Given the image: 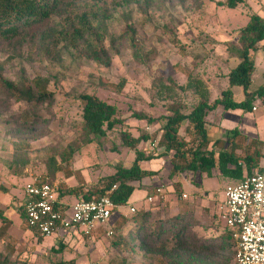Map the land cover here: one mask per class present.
<instances>
[{"label":"rangeland","instance_id":"1","mask_svg":"<svg viewBox=\"0 0 264 264\" xmlns=\"http://www.w3.org/2000/svg\"><path fill=\"white\" fill-rule=\"evenodd\" d=\"M226 1L140 0V3H133L126 9H119L110 21V35L116 38L122 36L128 24L125 15L131 14V22L136 26L144 55L157 56L147 64H139L135 60L127 39L116 45L118 53L114 50L111 52L113 62L110 67L79 57L72 48L68 49L66 43H61L57 52L49 56L36 44L31 47V39L36 40L41 33L65 27V21L61 20V16L65 15L62 11L27 32L25 40L29 39V42H25L23 47L6 43L0 45V64L4 66L3 75L7 80L17 84L23 73L30 80L46 78L50 81L49 91L55 96L53 102L36 107L15 101L10 93L0 94V210L9 216L12 225L6 242L0 239V254L10 255L11 261L16 264H111L112 261L119 262L122 259L129 264L148 263L150 258L144 257L143 250L137 247L133 253L120 252L113 246V238L105 234L86 241L70 234L38 241L32 232L22 227L24 188L33 180L42 179L64 191L78 189L84 182V185H88L85 188L87 191L113 173L116 164L127 165L134 160V152L121 146L122 129L113 132L102 142L88 144L82 130L81 95H95L116 106L118 117L125 119L129 127L134 129V126H140L144 131L148 124L136 120L133 117L135 112L160 118L170 114L166 110L170 102L185 101L192 104L197 101L190 88L181 91L177 87L187 84L182 68L196 69L195 74L201 78V90L209 97L206 90L209 85L203 82L201 76L207 73L206 76L211 77V68H219L218 65L222 67L223 60L217 55L222 52L223 42L232 39L233 33L248 23L251 14L264 16V0H256L263 8H251L250 3L254 0H243L244 3L238 4L236 9L220 5ZM176 37L189 46L191 54L198 53L200 58L196 60L192 56H181L178 48L172 44V39ZM106 44L109 46V40ZM30 50L34 52L32 57ZM258 67L262 69V63ZM208 77L205 78L210 82L211 78ZM122 79L127 82L123 94L113 93L102 86L103 82L116 84ZM222 84L226 90L227 81ZM233 92L236 101L244 100L243 89L235 87ZM261 106V102L254 104L260 110L247 115L245 124H256L259 129L257 124L261 123L258 138L264 141V108ZM27 115L28 119L25 118ZM211 119L213 123L217 122L213 116ZM160 127V123L153 124L150 133ZM186 127L187 122L181 125L182 136ZM70 148L74 152L67 163ZM140 148L156 157L145 164V168L157 173L153 178L145 180V187L149 188L146 198L154 196L156 190L161 188L166 199L161 203L156 201L153 204L144 203V206H132L136 208L134 214L128 205L129 214L126 218L132 219L147 207L151 209L155 220L169 219L189 207L190 213L185 215V221L190 219V231L195 236L206 242L221 238L227 230L219 216V206L226 187L234 185V182L222 178L218 172L209 179H205L203 174L192 173L170 178L171 154H162L164 151L149 148L147 144H142ZM69 175L73 176L68 178ZM196 182L203 184V190L194 187ZM135 184L138 187L139 183ZM183 185L186 186L185 190ZM196 191H199L198 194L194 193ZM207 192L210 195L204 194ZM184 194L187 199L183 198ZM138 196L140 191L133 193L132 201L137 200ZM70 197L71 203L81 201L77 196ZM118 216L120 214H116L112 222ZM59 239H62L65 247L62 253L56 252ZM214 244L218 245L219 242ZM228 258L231 259L228 264H231L234 258L229 255L221 258L220 263L226 262ZM157 264H160L159 261Z\"/></svg>","mask_w":264,"mask_h":264},{"label":"trees","instance_id":"2","mask_svg":"<svg viewBox=\"0 0 264 264\" xmlns=\"http://www.w3.org/2000/svg\"><path fill=\"white\" fill-rule=\"evenodd\" d=\"M133 3H140V0H0V45L6 43L23 47L25 42H29V39L25 40L28 37L27 32L32 31L37 24L44 22L51 15L57 16L58 12L62 11L65 15L61 16V20L65 21L66 29L62 27L41 33L36 40L31 39V47L36 44V47L42 48V52L49 56L57 52L61 43H66L68 49L72 48L79 57L110 67L113 62L111 52L114 50L118 53L116 45L119 41L127 39L135 60L139 64L151 63L157 56L144 55L136 26L131 22V14L125 15L128 24L122 36L112 37L109 32L110 21L115 18L118 10L126 9ZM243 3V0H227L220 5L236 9L238 4ZM237 34V43L230 41L224 43L228 57L237 58L240 62L228 74L229 87L222 93V97L210 100L207 93L201 90V78L195 74L196 69L182 68L181 72L186 75L187 84L177 87L181 91L190 88L197 101L192 104L185 101L170 102L166 105V110L170 114L160 118L135 112L133 117L136 120L148 124L146 131L140 127L134 129L129 127L125 119L118 117L116 106L100 100L95 95H81L82 130L88 144L102 142L113 132L122 129L121 146L133 151L135 158L127 165L116 164L113 173L97 186L89 187L87 191L85 188L88 185H84V182L78 189L64 191L59 187V199L69 202L72 198L70 196H77L81 201H92L109 196L115 204L128 206L133 193L144 187L143 182L157 175L156 172L143 168L144 163L151 162L156 157L143 151L140 148L142 144H147L151 148L157 143L158 150L164 151L162 154H171L170 178L192 173L203 174L209 179L218 172L222 178L238 184L245 175L251 176L257 171H262L264 141L250 139L238 128L228 131L223 139L216 141H212L208 133V127L211 126L208 116L217 108L252 113L257 99H261L264 105V85L258 91L250 92L256 71V55L260 50H264V17L251 14L248 23L239 29ZM108 40L109 46L106 44ZM172 44L184 58L189 56L196 60L200 58L189 53V46L183 44L179 38L172 39ZM29 54L32 57L34 52L30 50ZM3 72L4 66L0 64V94L10 93L15 101L36 107L54 101L55 96L49 91L48 79L37 77L30 80L23 73L20 82L16 84L7 80ZM126 84V79H122L116 84L103 82L102 86L113 93L123 94ZM234 87L243 89L245 93L243 101L235 100ZM25 118L28 119L29 116ZM185 122L187 128L185 136L182 137L180 128ZM155 123H160L161 127L150 133L147 128ZM69 150L67 163L74 152L72 148ZM72 176L69 175L68 178ZM133 183H139L140 186L135 187ZM114 186L117 189L111 192ZM27 202L28 199L25 197L21 205L22 227L25 231L32 232L38 241L42 242L44 238L27 221L25 211ZM189 213L187 207L184 212L169 219L155 220L151 209H143L132 219L120 215L112 222V244L123 253L136 252L138 247L145 252L144 257L150 258L147 264H157V261L160 264H228L230 258L223 263H220V259L225 255L235 258L237 243L231 231L226 228L227 232L221 238L206 242L190 231V219L185 221V215ZM0 219L2 222L0 239L6 242L12 226L11 221L1 210ZM127 228L129 230L126 233ZM103 234L106 235L103 230L96 233L99 237ZM82 240H89V237L85 236ZM58 242L59 249L56 252L62 253L65 249L62 239ZM216 242L219 244L215 245ZM0 264L16 262L11 261L10 255L0 254ZM111 264L129 263L122 259L119 262L112 261Z\"/></svg>","mask_w":264,"mask_h":264},{"label":"built area","instance_id":"3","mask_svg":"<svg viewBox=\"0 0 264 264\" xmlns=\"http://www.w3.org/2000/svg\"><path fill=\"white\" fill-rule=\"evenodd\" d=\"M152 147L157 149V143ZM58 188L42 179L33 180L24 188L28 199L25 207L27 221L44 239H57L68 234L80 239L91 238L100 230L109 237L113 235L112 219L116 214L121 215L126 206L115 204L109 196L71 203L59 199ZM116 189L114 186L111 192ZM183 198L187 199V195L184 194ZM165 199L164 191L158 188L147 202L161 203ZM129 208L132 214L136 213L135 207ZM219 216L237 243L232 264H264V168L251 176L245 175L240 183L226 187Z\"/></svg>","mask_w":264,"mask_h":264},{"label":"crops","instance_id":"4","mask_svg":"<svg viewBox=\"0 0 264 264\" xmlns=\"http://www.w3.org/2000/svg\"><path fill=\"white\" fill-rule=\"evenodd\" d=\"M250 4H251V8H254L256 6L263 8L261 5L257 4L256 0H254ZM254 11L256 12L255 9H254ZM258 15L261 16L260 14H258ZM261 17H264V16H261ZM227 41H230V42H233V43H237V41H238L237 32L233 33L232 39H230V40L227 39L223 43H225ZM195 55L196 56H200L198 53H196ZM217 57L221 58L223 60L222 67L220 68V65H218L219 68L216 67V69H218V72H217V70L215 68H211V73H212L211 77L206 76L207 73L206 74H202V76H201L202 79H203V82L205 81L206 84L209 85V87H207L206 90L208 91V94H209V97H210L211 100H214L216 98H221L222 97V93L224 91H226L228 88L225 90L222 87L223 84L221 85V82L225 83L227 81V83H228V80H227L228 74L230 73L231 70L235 69L238 66L239 62H240L237 58L228 57V55L226 53V48H225L224 45L222 47V52L218 53ZM259 63H262V69H259V67H258ZM211 73H209V75H211ZM263 74H264V50H260L257 53V55H256V71H255V73L253 75V84H252V87L250 88V92H256V91L259 90L260 87H262L264 85ZM205 77H208V79L211 78L210 79L211 81L208 82ZM181 86H182V84H181ZM228 87H229V83H228ZM256 102H258V103L261 102V105H262L261 107L264 108V105L262 104V100L261 99H257ZM259 110H260L259 107H257V109L255 111H253L252 113H257ZM233 113H234V115H233ZM240 113L242 114L241 116L239 115ZM235 114H238L237 115L238 117L233 119V116H235ZM247 115H250V113H244L242 110H228L227 111L223 107L217 108L215 111L211 112L209 114V116H208V121L210 122V125H211V128L208 127V133H209L210 139H212V141H216L218 139H223V137H225V135L227 134L228 131H231V130H233L235 128H238L243 135L247 136L250 139H259L258 138V134H259V129H260L261 123H260V125L257 124V126H259V129H257L256 124H254V125L250 124V125L247 126L245 124V119H246ZM211 116H213V118H216L217 122L213 123V121L211 119ZM139 122H141V121H139ZM137 127H140V126H134V128H137ZM140 128H142V127H140ZM149 129L151 131V128H149ZM185 132H186V130H185ZM180 135H181V133H180ZM184 136H185V134H184ZM184 136H182V137H184ZM259 140H261V139H259ZM148 163H144L143 164V168H145V164H148ZM145 169L150 170L149 168H145ZM205 179H207V178L205 177ZM135 185H137V184H135ZM145 185H146V182L144 181L143 182V186L144 187L142 189H140V190L139 189L137 190V191H140V196H138V199L134 200V201H132V198H131L129 207L139 206V205L141 206L144 203L149 204L147 202V198H146L149 188L145 187ZM191 185H193V184H191ZM196 185H198V186H196ZM196 185L195 186L193 185V186L195 188L196 187L200 188V191L203 190L204 186H203L202 183L200 184V183L196 182ZM139 186L140 185L138 184V187ZM184 188H186L185 185H183V189ZM198 192L199 191H196L194 193L198 194ZM204 194L210 195L209 192L204 193ZM211 196L213 197V194ZM127 207L128 206H126L125 208H123L121 210L123 212V213H121V216H123V215L128 216L129 213L127 214V212H128ZM145 209H150V208L146 207ZM126 216H124V217H126Z\"/></svg>","mask_w":264,"mask_h":264}]
</instances>
